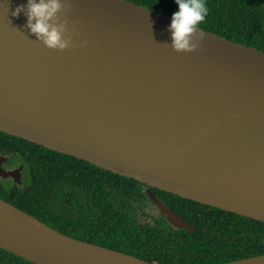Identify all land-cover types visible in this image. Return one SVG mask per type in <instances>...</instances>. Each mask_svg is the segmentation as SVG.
Masks as SVG:
<instances>
[{
	"label": "water",
	"instance_id": "95a60500",
	"mask_svg": "<svg viewBox=\"0 0 264 264\" xmlns=\"http://www.w3.org/2000/svg\"><path fill=\"white\" fill-rule=\"evenodd\" d=\"M24 3L0 0V132L264 223V51L200 27L196 49L174 51L170 16L129 0H70L58 15L72 40L57 51L12 16ZM0 249L32 264H154L2 199ZM218 264H264V253Z\"/></svg>",
	"mask_w": 264,
	"mask_h": 264
},
{
	"label": "trees",
	"instance_id": "16d2710c",
	"mask_svg": "<svg viewBox=\"0 0 264 264\" xmlns=\"http://www.w3.org/2000/svg\"><path fill=\"white\" fill-rule=\"evenodd\" d=\"M129 1L169 16L176 9L173 0ZM206 4L208 13L198 27L264 51V0H206ZM4 137L49 151L57 158V165L49 164L48 181L35 180L23 198L4 200L60 233L154 264H218L264 253L263 222L171 194L179 207L171 209L180 218H190L194 208L199 212L200 254L189 263H180V244L175 241L180 233L164 231L160 223L148 225L139 218L144 211L134 213L142 209L138 181L0 132V141ZM84 169L90 185L98 186L99 178L102 192L88 189L87 202L78 213L53 212L49 202L63 199L60 187L65 188L68 176L87 187L81 180ZM0 264L32 263L0 249Z\"/></svg>",
	"mask_w": 264,
	"mask_h": 264
},
{
	"label": "flooded vegetation",
	"instance_id": "af4514ba",
	"mask_svg": "<svg viewBox=\"0 0 264 264\" xmlns=\"http://www.w3.org/2000/svg\"><path fill=\"white\" fill-rule=\"evenodd\" d=\"M50 163L57 165V158H55L54 154L51 152L26 142L17 143L13 139L4 137V139L0 141V199L4 200V198H6L14 200L23 198L25 193L35 183V180H39L41 183L43 180L48 181ZM86 173L87 170H82L81 180L86 182L87 187L81 182L79 184L80 180L78 178L68 176L65 179V188L60 187L63 199H54L49 202L53 212L78 213L87 202L86 197L88 195V189L92 188L95 191L102 192L101 189H103V185L99 184V178L96 180L98 181V186H96V184L95 186L90 185L87 180L88 176L85 175ZM91 173L94 172L91 171ZM96 173L100 176L102 175L99 172ZM59 181L60 180H58V182ZM148 191L153 193L154 196L170 210H172V207L179 209L176 205L177 200L171 198V193L142 184L140 194L138 195V198L142 201V209L135 210L134 213L139 215L144 211L143 213H145V215L139 216L150 220V223H147L148 225L154 226L160 223L162 225L161 229L164 231L179 232L180 235L175 237V241L180 244V263H189L200 254L198 209H193V215L190 218H188V216L181 218L188 225V229L179 228L170 223L160 214L159 210L152 205L145 194ZM181 205L180 203V206Z\"/></svg>",
	"mask_w": 264,
	"mask_h": 264
},
{
	"label": "clouds",
	"instance_id": "9594fccd",
	"mask_svg": "<svg viewBox=\"0 0 264 264\" xmlns=\"http://www.w3.org/2000/svg\"><path fill=\"white\" fill-rule=\"evenodd\" d=\"M176 9L170 14L169 45L174 51H192L198 47L203 33L197 31L208 13L206 0H173ZM70 7V0H25L12 10V16L22 13L24 27L49 49L64 50L72 40L67 17L58 15ZM87 41H81L84 46Z\"/></svg>",
	"mask_w": 264,
	"mask_h": 264
},
{
	"label": "rangeland",
	"instance_id": "374dc122",
	"mask_svg": "<svg viewBox=\"0 0 264 264\" xmlns=\"http://www.w3.org/2000/svg\"><path fill=\"white\" fill-rule=\"evenodd\" d=\"M140 219H143L144 222L150 223V220L143 218L142 216H139Z\"/></svg>",
	"mask_w": 264,
	"mask_h": 264
}]
</instances>
